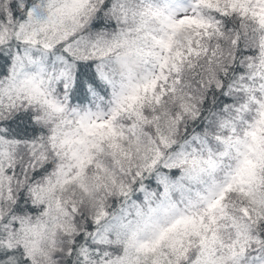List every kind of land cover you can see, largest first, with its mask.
I'll list each match as a JSON object with an SVG mask.
<instances>
[{
    "label": "snow or ice",
    "instance_id": "1",
    "mask_svg": "<svg viewBox=\"0 0 264 264\" xmlns=\"http://www.w3.org/2000/svg\"><path fill=\"white\" fill-rule=\"evenodd\" d=\"M0 264H264V0H0Z\"/></svg>",
    "mask_w": 264,
    "mask_h": 264
}]
</instances>
